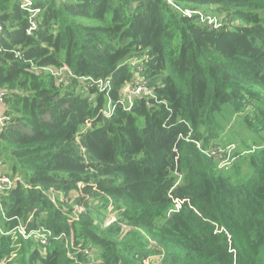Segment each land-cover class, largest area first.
<instances>
[{"label": "trees", "instance_id": "trees-1", "mask_svg": "<svg viewBox=\"0 0 264 264\" xmlns=\"http://www.w3.org/2000/svg\"><path fill=\"white\" fill-rule=\"evenodd\" d=\"M36 5L0 0V264H264V141L226 131H264V0Z\"/></svg>", "mask_w": 264, "mask_h": 264}, {"label": "built area", "instance_id": "built-area-1", "mask_svg": "<svg viewBox=\"0 0 264 264\" xmlns=\"http://www.w3.org/2000/svg\"><path fill=\"white\" fill-rule=\"evenodd\" d=\"M17 1H19L20 8L29 14L30 27H29L28 33L32 34L34 31L37 30V24H38L37 19H38L39 13L41 12V9L36 5L37 0H17ZM42 1H52V0H42ZM183 13L188 16H191L192 14H200L199 16H200L201 22L209 28H219L221 26L220 20L212 15H204L202 13L192 12L188 10L184 11ZM2 33H3V25L0 23V39H1ZM43 70H46L47 72L51 73L53 76L58 77V78H61L65 72H68L70 75H72L71 71L69 70L67 66L62 67L59 70H55L51 68L40 69V71H43ZM91 82H94V81L91 80ZM94 83L99 84L101 89H105V87L108 85L106 83L104 84V82L101 80L95 81ZM142 92H145V89L143 90L142 85L139 84L134 87L132 93L140 95ZM5 100H6V94L4 92H0V132L7 129L11 124L10 117L6 115L4 112ZM113 109L114 107L109 104L107 109L103 111L104 115L107 117L110 116ZM234 149L235 148L232 146H229L227 148L218 147V149L216 148L215 151L213 152V157H215L216 159L218 158L221 159L219 163V167L221 169H228L230 167V164L236 160L235 158L232 157V153H233L232 151H234ZM13 180L20 181V177H16L14 179L9 177V175L7 174V166L4 165L3 160L0 158V196L1 194L6 193L7 191L11 190L13 183H14ZM74 209H75V212L73 216L77 218L78 215L83 211V208L75 206ZM17 231L22 234L24 232L22 227H18Z\"/></svg>", "mask_w": 264, "mask_h": 264}, {"label": "rangeland", "instance_id": "rangeland-1", "mask_svg": "<svg viewBox=\"0 0 264 264\" xmlns=\"http://www.w3.org/2000/svg\"><path fill=\"white\" fill-rule=\"evenodd\" d=\"M230 127V125L228 126ZM226 129L227 133L232 132L233 135H228L230 139L234 141L245 143L250 145L254 141L256 142H263L264 141V131L256 132L255 130H249L244 122L241 119L235 120L233 123V127L230 130ZM233 129V130H232ZM225 147V146H220ZM246 170V169H244ZM245 172H248L247 170Z\"/></svg>", "mask_w": 264, "mask_h": 264}]
</instances>
